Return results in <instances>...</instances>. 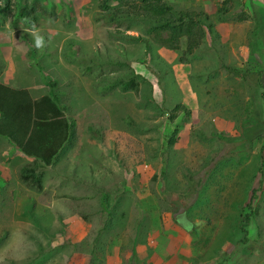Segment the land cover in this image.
Wrapping results in <instances>:
<instances>
[{
	"label": "rangeland",
	"instance_id": "374dc122",
	"mask_svg": "<svg viewBox=\"0 0 264 264\" xmlns=\"http://www.w3.org/2000/svg\"><path fill=\"white\" fill-rule=\"evenodd\" d=\"M166 1L208 16L182 63L184 45H159L126 7L112 21L98 0H27L25 20L24 0L0 7V81L32 98L54 81L73 123L43 198L0 138V264H264V0H231L226 15L222 0ZM129 72L136 92L107 90ZM187 97L189 115L169 121L162 110Z\"/></svg>",
	"mask_w": 264,
	"mask_h": 264
},
{
	"label": "trees",
	"instance_id": "16d2710c",
	"mask_svg": "<svg viewBox=\"0 0 264 264\" xmlns=\"http://www.w3.org/2000/svg\"><path fill=\"white\" fill-rule=\"evenodd\" d=\"M116 4L110 6L109 0H98L99 8L102 12L111 11L109 21L114 20L122 12V8L126 7L129 16L142 17L150 24L148 35L161 46L178 48L182 43L184 50L180 57V61H184L185 55H190L196 50L202 39L205 30L209 28L206 25L208 17L201 11L186 10L174 11L166 0H111ZM231 0H222L220 6L216 9L219 15H225L230 8ZM32 11V6L27 5V0L21 8L18 18L28 19ZM30 22H33L31 20ZM29 22V23H30ZM32 24V23H30ZM129 74H131L129 76ZM128 78L117 79L114 84H109L107 90L117 88L121 92L128 90L135 91L138 76H134L132 72L128 73ZM50 88L47 94L32 101L25 90H17L0 84V135L21 154L27 157L38 159L43 164H50L53 157L61 148L63 142L68 137L69 125L64 119L62 113L65 107L57 106V99L53 95L51 88H55L54 82H45ZM264 103V95H260ZM180 105L173 107L170 113L169 121L175 118L176 112L180 109ZM261 132L264 133V123L260 121ZM246 131L249 132L253 127L248 125ZM255 131V129H254ZM177 129L168 131L166 137L167 145L175 142V134ZM221 139L226 137L221 136ZM258 137L250 136L248 144L251 145ZM20 178L26 184L30 183L35 188L40 189V175H36L34 168L30 166H21ZM255 196V195H254ZM254 197L251 198V200ZM244 205L238 219L247 223L248 216L255 215V208H252V201ZM255 207V205H254ZM84 219V217H82ZM182 221L181 218L175 222ZM188 225L190 223H187ZM185 225L188 229V225ZM244 225V224H243ZM243 225L240 227L243 228Z\"/></svg>",
	"mask_w": 264,
	"mask_h": 264
},
{
	"label": "clouds",
	"instance_id": "9594fccd",
	"mask_svg": "<svg viewBox=\"0 0 264 264\" xmlns=\"http://www.w3.org/2000/svg\"><path fill=\"white\" fill-rule=\"evenodd\" d=\"M113 2V1H112ZM1 3H3V5L1 6L0 5V7L2 8V12H4L5 10V12L7 13L6 14V17H8V14H9V10H8V5H7V0H0V4ZM171 6V5H170ZM172 7V6H171ZM0 8V9H1ZM174 10V9H173ZM175 11V10H174ZM195 11V10H194ZM230 11V10H229ZM229 11H228V13H229ZM204 13V12H203ZM228 13H226V14H228ZM20 14V13H19ZM18 14V15H19ZM205 14V13H204ZM225 14V15H226ZM208 17V16H207ZM16 19H21V18H18V16H16ZM23 19V18H22ZM24 20V19H23ZM261 21V20H260ZM206 25H208L209 26V24H208V21H206ZM209 28H210V26H209ZM208 28V29H209ZM207 29V30H208ZM207 30H205V33H204V35L206 34V31ZM205 37V36H204ZM23 42L24 43H26V37H24L23 38ZM201 44V43H200ZM44 46V43H43V39L41 38V37H39V36H37L36 37V40H35V47L37 48V49H40V48H42ZM200 46V45H199ZM27 47H29L28 45H27ZM184 47V46H183ZM198 49V48H197ZM196 49V50H197ZM196 50H194V51H196ZM193 51V52H194ZM193 52L191 53V54H193ZM28 51H26L25 52V55L26 56H28ZM190 54V55H191ZM184 62V61H183ZM182 63V62H181ZM253 72H255L254 70H253ZM2 74L0 73V76H1ZM130 76V75H129ZM128 76V77H129ZM134 76H137V75H134ZM136 80H137V77H136ZM51 82H54V81H51ZM55 83V82H54ZM0 84H3V85H5V86H7V87H9V88H12V89H17V90H25L27 93H28V95H29V98L32 100V101H35V100H37L39 97H41V96H43L44 94H47L48 92H49V89H48V91L46 92V93H43L41 96H39L38 98H32L31 96H30V94H29V92H28V90L27 89H25V88H18V87H16V86H12V85H10V84H6V83H3V82H1L0 81ZM55 87H56V83H55ZM45 88H47V85L45 84ZM51 90H52V93H53V95L56 97V94H60L59 93V91L56 89V88H51ZM261 90H263V89H261ZM128 91H132V90H128ZM137 91V84H136V90L135 91H133V92H136ZM170 93L172 92V91H169ZM151 95H153V92L151 91V89H150V95H149V97H151ZM154 96V95H153ZM174 97L176 98V96L174 95ZM155 98V96L154 97H151L150 99H151V102H152V104H153V99ZM56 99H57V97H56ZM176 105H180V109L176 112V116H175V118H173V120L174 119H178V120H182V117H187V115H189V113H190V111H191V109H193V108H190L189 106H188V104H187V106H186V104L185 103H183V102H177L176 104H174L173 106H171V108H170V113L172 112V109H173V107H175ZM57 106L58 107H60V108H62V106H60L59 105V103H58V99H57ZM162 110V109H161ZM163 111V113H165L166 114V116H167V118L169 119V117H170V113H168V112H166V111H164V110H162ZM65 109H63V113H62V115H63V117H64V119H66V121H68V125H69V132H70V127H71V124H73L71 121H69V119L66 117V115H65ZM172 120V121H173ZM87 130L89 131V132H91V133H98V130H97V128H94V127H92L91 125H87ZM69 132H68V137H69ZM68 137H67V139L63 142V144H62V146H61V148L58 150V152L56 153V155L53 157V159H52V161H51V163L50 164H47V165H45V164H43L42 162H40L38 159H34L33 157H27V156H24L23 154H21L19 151H18V153L19 154H21L23 157H25V161H23V162H19V163H21L22 165L21 166H30V167H33L34 168V171H35V174L36 175H40V189H37V188H35L32 184H30V183H28V184H26L23 180H21V178H20V170L18 169V177H19V179L21 180V182L22 183H24L25 185H27V186H31V187H33L36 191H40V190H42L43 189V187H42V176H43V173H44V170H45V168L47 167V166H49V165H51L52 167L56 164L55 163V161L57 160V156H61V155H63V152L61 151V150H63L64 148V145H66V143L68 142ZM0 138L2 139V140H5V142H7L8 144H10L8 141H7V139L6 138H4L3 136H1L0 135ZM3 143V142H2ZM174 144V143H173ZM172 144V145H173ZM11 145V144H10ZM12 146V145H11ZM169 146H171V145H169ZM14 150H16L13 146H12V148H10L9 149V151L7 152L8 153V155L12 152V151H14ZM17 151V150H16ZM7 157V159H8V161H11V159L8 157V156H6ZM32 162V163H31ZM57 165V164H56ZM20 166V167H21ZM19 167V168H20ZM56 169H58L59 170V166L57 165V168ZM84 170H85V168H84ZM1 178V177H0ZM80 179H82L83 180V178H79L78 177V181L80 180ZM84 183V182H83ZM99 188H101V187H99ZM98 188V189H99ZM94 189L95 190H97L98 191V189H97V185L95 184L94 185ZM120 200V199H119ZM106 216H107V213H106ZM83 217V216H82ZM81 217V220L83 221V218ZM185 230H186V227H185Z\"/></svg>",
	"mask_w": 264,
	"mask_h": 264
},
{
	"label": "crops",
	"instance_id": "0c3cea01",
	"mask_svg": "<svg viewBox=\"0 0 264 264\" xmlns=\"http://www.w3.org/2000/svg\"><path fill=\"white\" fill-rule=\"evenodd\" d=\"M187 104H188V106L190 107V108H193L192 107V105H193V101H192V99L191 98H188L187 97ZM1 144H3L2 143V140L0 139V146H1ZM6 156H8V153H6ZM6 156L3 158V160H6L7 158H6ZM11 162H23V161H25V157H23L21 154H19L18 153V151H16V150H14V152L12 153V155H11ZM47 169H49V171H52V170H56V168H57V165L55 164L54 166H53V168H52V166L51 165H49V166H47L46 167ZM2 170H1V168H0V172H1ZM1 178H3V176L1 175ZM44 189L45 188H43L38 194H39V197L40 198H43V197H45V195H44ZM71 215H72V217H71V220H75L77 223H84L82 220H81V218L80 217H78V216H76V215H74L73 214V211L71 212ZM82 217V216H81ZM28 228H26V230H27Z\"/></svg>",
	"mask_w": 264,
	"mask_h": 264
}]
</instances>
